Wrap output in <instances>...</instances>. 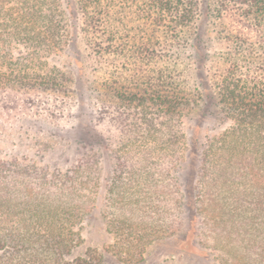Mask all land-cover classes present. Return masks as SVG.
Masks as SVG:
<instances>
[{
	"label": "trees",
	"instance_id": "obj_1",
	"mask_svg": "<svg viewBox=\"0 0 264 264\" xmlns=\"http://www.w3.org/2000/svg\"><path fill=\"white\" fill-rule=\"evenodd\" d=\"M124 1L131 2L129 11L123 6L129 13L107 19L119 20V27L108 22L97 33L113 9L103 0H0V106L9 111L14 102L23 108L34 97L68 95L69 77L56 67L45 71L46 59L67 47L79 53L83 44L96 56L113 46L122 47L117 52L126 47L134 65H150L142 75L146 80L135 88L125 91L118 83L113 88L118 96L130 94L128 103L142 105L137 129L173 146L181 142L182 132L184 136L174 123L182 122L186 109H201L219 123L233 122L203 143L187 233L200 234L223 264H264V0ZM133 27L142 32L139 38L130 40L125 34V43L116 39L120 30ZM208 28L214 36L206 35ZM193 58L206 71L197 84L192 82L193 67L181 66ZM24 95L29 97L23 101ZM73 129L74 140L83 147L106 140L89 123ZM78 166L73 179L58 173L35 175L27 165L0 162V264H101L90 253L73 256L83 240L76 225L92 200L86 191L91 189L88 172ZM120 182H125L122 175L116 178ZM144 183L157 189L156 196L131 192V179L120 185L123 194L112 189L108 199L122 210L136 204L130 217L108 220V230L116 236L127 225V236L118 237L112 249L130 263L143 261L148 245L179 229H155L156 220L166 222L175 199L166 201L161 181ZM164 202L169 206L162 207Z\"/></svg>",
	"mask_w": 264,
	"mask_h": 264
},
{
	"label": "rangeland",
	"instance_id": "obj_2",
	"mask_svg": "<svg viewBox=\"0 0 264 264\" xmlns=\"http://www.w3.org/2000/svg\"><path fill=\"white\" fill-rule=\"evenodd\" d=\"M103 1L104 5L110 3L113 9L110 15H104L106 18L101 20L97 33L108 22L116 23L119 27V20L107 19L124 18L131 6V2L124 0ZM124 5L129 7L126 12ZM120 31L116 39L124 43L127 36L132 40L142 34L135 27ZM206 31V35L214 36L212 28ZM215 44L216 41L210 45ZM120 48L113 46V50L96 56L80 44L79 53L74 47H67L60 55L48 57L46 60L49 65H45V71L56 67L64 72L70 79L68 87L71 91L65 96H49V99L47 96L34 97L26 101L29 95H24L23 108L14 102L9 111L0 106V162L5 166L27 165L33 174L48 173L49 177L58 173L62 177L71 176L74 179V168L78 165L80 172H88L91 189L86 191L91 195V209L76 225L75 229L83 240L75 248L74 257L90 253L99 258L101 264H223L215 251L201 242L200 234L191 236L187 233L191 226L188 203L194 197V187L199 182L203 143L208 136L221 135L233 122L219 123L217 119L202 115L201 109L192 112L186 109L181 116L182 122L179 124L180 119H177L174 123L175 127L184 131V136L181 133V142L173 143V146L163 143L166 148H162L160 140L156 141L153 135L135 127L141 122L138 113H144L142 105L138 101L128 103L127 99L132 97L130 94L118 96L113 90L115 83L123 84L125 91H128L129 86L135 88L146 80L142 75L150 67L134 65L133 60L126 55L128 49L125 47L122 52H117ZM181 66L184 70L193 67L190 69L193 83H200L203 79L205 69L202 70L194 58L190 65ZM77 123H89L102 131L106 140L101 144L88 143L87 147H83L81 142L74 140L73 128ZM161 136L166 139L165 134ZM195 137L197 141L194 146L192 140ZM167 148L171 152L169 155ZM118 175H122L125 181L120 182V185L133 179L131 192L141 196H156L157 189L148 187L144 182L151 181L154 184L159 180L160 185H163L160 188L167 191L166 201L169 203V198L175 199L170 200L172 210L170 214L166 213V222L163 224L156 220L154 225L155 229L168 225L179 228L178 231L148 245L144 260L139 263L127 262L112 249L118 237L124 239L128 231L125 225L123 234L114 235L108 230L111 227L108 220L117 217L115 221H120L118 219L123 216L130 217L131 207L136 205L133 202L125 204L122 210L108 203L112 196L110 190L124 193L125 189L116 184ZM167 206L169 204L166 202L162 203V207ZM144 220L150 224V217L145 215ZM138 247L142 248L140 245Z\"/></svg>",
	"mask_w": 264,
	"mask_h": 264
}]
</instances>
